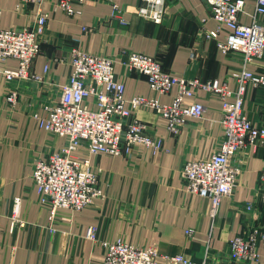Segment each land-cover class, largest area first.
Wrapping results in <instances>:
<instances>
[{
  "label": "crops",
  "instance_id": "0c3cea01",
  "mask_svg": "<svg viewBox=\"0 0 264 264\" xmlns=\"http://www.w3.org/2000/svg\"><path fill=\"white\" fill-rule=\"evenodd\" d=\"M57 1L46 0L41 7L49 19L39 38L41 54L31 72L42 80L8 82L6 72H16L19 63L13 59L0 63V264H102V242L116 240L138 248L155 247L162 255L182 254L198 263L210 246L213 264H243L230 260V242L255 228L264 234L260 200L264 145L248 146L233 159L243 173L235 193L222 201L213 224L209 200L187 193L181 177L186 162L210 158L223 140V102L203 91L195 100H187L205 106L203 118L189 119L177 135L168 131L167 121L154 111L128 104L148 133L163 139V151L154 155L146 146L137 145L130 156H91L83 146L74 155L102 171L103 196L80 212L61 211L51 223L50 208L40 203L33 171L39 160L60 152L66 140L41 129L36 118L46 115V106L60 101L62 87L73 73L74 49L115 57L116 78L124 83L128 100L159 97L168 104L177 88L168 96L152 92L145 76L126 69L124 52L156 57L177 77L219 80L232 92L238 88L243 69L240 54H224L215 40L206 38L218 26L206 0H164L162 24L138 16L142 0H113L123 10L121 20L113 17L110 0H87L75 6L78 13L74 16L54 11ZM19 3L0 0L1 29L37 28L39 7L18 8ZM246 3V11L252 14L256 0ZM242 23L251 20L243 16ZM225 36L226 29L219 40ZM248 69L264 75V59ZM11 90L20 94L15 107L6 101ZM88 103L93 106V98ZM244 108L252 121L264 126V88L249 89ZM249 204L252 210L247 209ZM90 228L97 230L96 240L87 237ZM258 249L260 264H264V241Z\"/></svg>",
  "mask_w": 264,
  "mask_h": 264
},
{
  "label": "built area",
  "instance_id": "2783aa9c",
  "mask_svg": "<svg viewBox=\"0 0 264 264\" xmlns=\"http://www.w3.org/2000/svg\"><path fill=\"white\" fill-rule=\"evenodd\" d=\"M46 0H20L18 8L27 5L39 7L37 28L1 29L0 63L10 59L19 63L16 72L7 71L8 82L14 80H37L30 72L36 58L41 54L40 35L44 32L49 15L41 10ZM113 4V17L122 18L123 10ZM87 0H58L54 11H62L68 16L78 12L76 5ZM217 29L209 31L206 38L215 40L224 54L236 52L241 55L243 69L238 77V88L232 92L219 80L186 79L164 70L158 58L136 52H124L123 62L128 71L139 73L148 80L150 89L159 96H168L174 88L176 95L168 104L159 97H125V85L116 78V58L103 54H92L81 49L72 52L73 73L62 87L60 101L46 106V115L37 116L41 129L66 140L62 151L39 160L33 171V180L42 205L50 208V221L55 223L61 211L76 213L93 205L103 196L101 170H95L87 159L74 154L83 146L89 155L108 154L130 156L137 145H144L157 155L164 149L160 137L148 133L147 126L128 108V104L138 109L154 111L167 121L168 131L179 134L189 119H202L205 106L200 102L187 103L197 98L200 92L219 96L223 102V117L220 121L223 140L218 150L208 159L186 162L181 177L187 193L209 200V215L213 224L218 218L222 201L231 197L238 186L243 169L233 163V159L248 146L264 145V126L252 121L245 111V96L249 89L264 88V75L248 69L252 64L264 59V0H256L252 14L246 11V0H206ZM138 16L155 24H162L165 18L164 0H142ZM2 8L0 4V17ZM249 17L250 24L242 23V17ZM124 23L125 21L122 20ZM226 29L225 40H219ZM88 31L87 28L84 29ZM195 57L194 54L191 55ZM48 71V68H46ZM93 98L94 105L88 101ZM234 98L233 103L229 102ZM6 101L13 107L20 101V94L11 90ZM260 200L264 203V176L261 180ZM248 210L253 209L249 204ZM16 218V214L14 215ZM96 229L90 228L87 237L94 239ZM187 235L192 237V232ZM264 241L260 228L237 236L230 242L233 261L243 264H260L259 243ZM105 259L102 264H208L210 247L206 248V258L193 262L185 255L162 257L155 247L138 248L123 240L103 241Z\"/></svg>",
  "mask_w": 264,
  "mask_h": 264
},
{
  "label": "rangeland",
  "instance_id": "374dc122",
  "mask_svg": "<svg viewBox=\"0 0 264 264\" xmlns=\"http://www.w3.org/2000/svg\"><path fill=\"white\" fill-rule=\"evenodd\" d=\"M137 53V52H136ZM104 55V54H103ZM107 56V55H106ZM31 69H32V66H31ZM30 72H31V70H30ZM32 73V72H31ZM23 81H26V80H23ZM161 117V116H160ZM187 124V123H186ZM185 124V125H186ZM59 138V137H58ZM62 151H64V150H61L60 152L62 153ZM59 153V152H58ZM64 153H65V151H64ZM55 154H57V153H55ZM66 154V153H65ZM54 155V154H53ZM52 156V155H51ZM76 156V155H75ZM189 162V161H188ZM36 190H37V188H36ZM101 197V196H100ZM99 197V198H100ZM16 221V220H15ZM93 240H96V237L93 239ZM108 242H111V241H108ZM210 247V246H209ZM159 251V250H158ZM206 252V251H205ZM159 253H160V251H159ZM160 255L162 256V257H164V256H167V255H162L161 253H160ZM206 258V254H204V257H203V259H205ZM230 260L233 262V263H235L234 261H233V257H232V255H231V250H230ZM193 261V260H192ZM207 261H208V264H213V260H212V255H211V247H210V254L208 255V257H207ZM194 262V261H193ZM198 263V262H197Z\"/></svg>",
  "mask_w": 264,
  "mask_h": 264
},
{
  "label": "trees",
  "instance_id": "16d2710c",
  "mask_svg": "<svg viewBox=\"0 0 264 264\" xmlns=\"http://www.w3.org/2000/svg\"><path fill=\"white\" fill-rule=\"evenodd\" d=\"M159 61L162 63V66H163L164 70L167 71V70L165 69V67H164L163 62H162L160 59H159ZM201 262H202V261H201Z\"/></svg>",
  "mask_w": 264,
  "mask_h": 264
}]
</instances>
